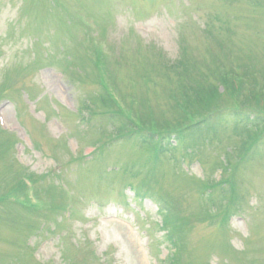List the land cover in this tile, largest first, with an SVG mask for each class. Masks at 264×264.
<instances>
[{
	"label": "rangeland",
	"instance_id": "rangeland-1",
	"mask_svg": "<svg viewBox=\"0 0 264 264\" xmlns=\"http://www.w3.org/2000/svg\"><path fill=\"white\" fill-rule=\"evenodd\" d=\"M230 111L264 117V0H0V264H264Z\"/></svg>",
	"mask_w": 264,
	"mask_h": 264
},
{
	"label": "trees",
	"instance_id": "trees-1",
	"mask_svg": "<svg viewBox=\"0 0 264 264\" xmlns=\"http://www.w3.org/2000/svg\"><path fill=\"white\" fill-rule=\"evenodd\" d=\"M214 90V88H213ZM213 92V91H212ZM211 92V93H212ZM213 94V93H212ZM229 116L228 118H232V120L234 121V125L237 128L236 125L240 124L241 127V131L244 132L245 135L250 136V135H257L260 127L264 126V117H261L260 115L257 114H253L251 112L249 113H237V112H229ZM111 119V117H110ZM220 123L212 118H207V119H200L199 121H196L194 123H191L189 126L183 128L179 134L175 136V144L179 143L183 146V148L186 150L191 151L190 149L192 148H197L199 145H202L204 140L207 138V135H212L215 134L216 130L219 128ZM122 130H130L131 133H133L134 131L136 132V129L131 125V123L126 122V121H121L120 122V127ZM141 138V141L148 142V143H153V142H157V135H155L154 133H146L144 134H140L139 136ZM250 138V137H246ZM8 147H1L0 148V154L2 158L3 155V150H5ZM2 160V159H1ZM25 180H27V176L24 177ZM22 182L21 180H18L17 183L19 185V188H23L22 184L19 183ZM28 182V181H27ZM32 182L34 183V179H32ZM17 187V186H15ZM207 188V187H206ZM208 189V188H207ZM135 190V189H134ZM140 191V190H139ZM145 194H147V191H144ZM157 202V201H156ZM18 203V202H15ZM158 203V202H157ZM159 208H160V203H158ZM165 225H166V219H165ZM173 236L175 239V235L173 232ZM174 239H171V245L173 247H177L173 242ZM176 241V239H175ZM171 258L173 261H177V254L173 253L171 254ZM174 264V263H173Z\"/></svg>",
	"mask_w": 264,
	"mask_h": 264
}]
</instances>
